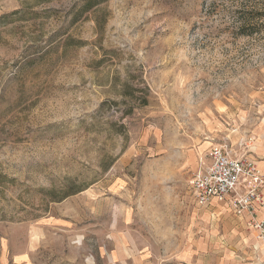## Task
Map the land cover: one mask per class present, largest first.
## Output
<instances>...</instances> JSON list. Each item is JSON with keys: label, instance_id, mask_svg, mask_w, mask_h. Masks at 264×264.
<instances>
[{"label": "rangeland", "instance_id": "obj_1", "mask_svg": "<svg viewBox=\"0 0 264 264\" xmlns=\"http://www.w3.org/2000/svg\"><path fill=\"white\" fill-rule=\"evenodd\" d=\"M0 0V264H258L201 210V157H254L264 0Z\"/></svg>", "mask_w": 264, "mask_h": 264}, {"label": "built area", "instance_id": "obj_2", "mask_svg": "<svg viewBox=\"0 0 264 264\" xmlns=\"http://www.w3.org/2000/svg\"><path fill=\"white\" fill-rule=\"evenodd\" d=\"M195 169L191 185L196 206L228 203L264 252V173L258 160L233 151L228 144L214 145Z\"/></svg>", "mask_w": 264, "mask_h": 264}, {"label": "crops", "instance_id": "obj_3", "mask_svg": "<svg viewBox=\"0 0 264 264\" xmlns=\"http://www.w3.org/2000/svg\"><path fill=\"white\" fill-rule=\"evenodd\" d=\"M253 145H254V149L252 152H254V158L258 160V166L259 168H261L262 172L264 173V125L258 128V131L256 132V135H255V142ZM200 209L208 211V212L212 211L211 215H213V217H215L214 214L217 213V211L219 212L224 211V212H228L229 214L233 215L228 203L222 204V203H218L217 201H213L210 204V206H207L205 208H200ZM233 217L238 222L239 227L249 237L248 239L249 242L247 243H250L249 246L252 248V251L254 252L256 256H258V260H259L258 264H264L263 246H260L259 244H257L255 234L251 233L249 230L246 229L245 223L242 218L239 219L235 215H233Z\"/></svg>", "mask_w": 264, "mask_h": 264}, {"label": "trees", "instance_id": "obj_4", "mask_svg": "<svg viewBox=\"0 0 264 264\" xmlns=\"http://www.w3.org/2000/svg\"><path fill=\"white\" fill-rule=\"evenodd\" d=\"M103 0H84L83 10L85 12H90L91 10L97 8L99 4L102 3Z\"/></svg>", "mask_w": 264, "mask_h": 264}]
</instances>
